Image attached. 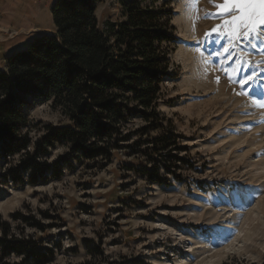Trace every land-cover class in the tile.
Here are the masks:
<instances>
[{"label": "rangeland", "instance_id": "rangeland-1", "mask_svg": "<svg viewBox=\"0 0 264 264\" xmlns=\"http://www.w3.org/2000/svg\"><path fill=\"white\" fill-rule=\"evenodd\" d=\"M55 1L36 0L35 6L37 11L45 6L50 14ZM129 1L103 0L96 10L99 30L106 22L122 21L123 3ZM190 3H141L169 11L175 39L157 110L164 127L177 137L172 154L182 162L173 175L160 172L164 185L145 176V168L150 170L153 163L149 152L141 153L161 132L137 134L144 126L139 119L124 126L125 133H131L126 143L131 148L114 152L109 164L76 165L60 180L13 184L3 178L6 165L0 160V223L15 230L18 222L11 215L16 212L40 210L55 217L54 228L37 234L45 244L61 246L50 264H80L89 260L88 250L98 246L105 255L125 257L130 264H264V109L251 104L253 99L264 100V67L257 66L264 60L259 50L264 44L257 42L253 49L240 42L236 52L249 63L236 79L256 75L243 88L230 82L220 65L235 66L236 53L225 60L226 39L204 38L221 23L205 19V12L218 10L209 0H199L195 10ZM37 20L26 32L4 36L0 70L28 40L54 32L47 17ZM24 112L32 125L66 124L49 102L30 101Z\"/></svg>", "mask_w": 264, "mask_h": 264}, {"label": "trees", "instance_id": "trees-1", "mask_svg": "<svg viewBox=\"0 0 264 264\" xmlns=\"http://www.w3.org/2000/svg\"><path fill=\"white\" fill-rule=\"evenodd\" d=\"M102 1L56 0L51 8L54 32L32 38L5 60L0 70V160L6 181L36 186L60 180L76 165L109 164L114 152L131 148L126 144L131 133L124 126L134 119L144 123L137 134L161 132L141 152H149L153 163L144 171L149 181L164 185L160 172L173 175L182 162L172 154L177 137L164 127L157 110L175 44L170 13L131 0L123 3L122 21L106 22L101 31L96 10ZM34 100L49 102L66 124L32 125L24 108ZM11 219L18 222L15 230L0 223V264L52 263L60 244H45L37 234L54 228L57 219L40 210L16 212ZM87 255L89 260L80 264H130L125 257L105 255L100 246Z\"/></svg>", "mask_w": 264, "mask_h": 264}, {"label": "snow or ice", "instance_id": "snow-or-ice-1", "mask_svg": "<svg viewBox=\"0 0 264 264\" xmlns=\"http://www.w3.org/2000/svg\"><path fill=\"white\" fill-rule=\"evenodd\" d=\"M198 2L199 0H191L189 8L195 10ZM209 3L218 11H206L204 18L219 19L221 23L207 30L204 38L206 40L226 39L227 46L223 47L224 59L228 60L233 53H236L235 66L228 69L224 68L221 63L220 68L228 76L230 82L239 83L243 88L249 82H254L253 76L256 74L244 75L239 80L236 79V76L244 71V65L249 63L247 59L236 52V49L241 41H245L246 46L253 49L257 48V42L264 44V0H221V2L209 0ZM259 50L264 51V49ZM204 63L210 64L211 61L205 59ZM257 66L264 67V60H261ZM217 82H219V77H217ZM238 95H248V93L240 92ZM251 104L264 109V100L253 99Z\"/></svg>", "mask_w": 264, "mask_h": 264}, {"label": "crops", "instance_id": "crops-1", "mask_svg": "<svg viewBox=\"0 0 264 264\" xmlns=\"http://www.w3.org/2000/svg\"><path fill=\"white\" fill-rule=\"evenodd\" d=\"M35 5L36 0H0V44L11 32L18 34L34 28L41 16L52 24L51 11L49 14L45 6L37 11Z\"/></svg>", "mask_w": 264, "mask_h": 264}]
</instances>
